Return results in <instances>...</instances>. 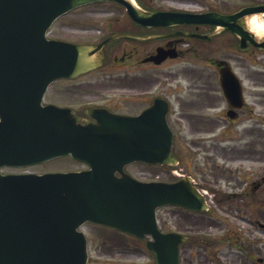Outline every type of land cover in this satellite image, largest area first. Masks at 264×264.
<instances>
[{"label": "water", "instance_id": "water-1", "mask_svg": "<svg viewBox=\"0 0 264 264\" xmlns=\"http://www.w3.org/2000/svg\"><path fill=\"white\" fill-rule=\"evenodd\" d=\"M90 1L0 0V167L28 166L65 155L89 166L81 172L40 176L0 174V264H85L86 241L77 231L85 222L140 238L150 235L153 241L146 245L156 264H178V246L187 239L161 233L155 210L165 205L206 209L189 179L143 183L123 172L132 162L176 163L165 111L158 106L135 118L108 115L97 124L82 126L68 109L40 106L49 82L97 64L94 54L100 46L44 39L55 17ZM108 1L138 13L128 0ZM258 12L264 7L201 17L235 33L237 19ZM187 16L144 13L141 17ZM246 38L264 48V41L256 43L252 33ZM224 88L231 97L228 84Z\"/></svg>", "mask_w": 264, "mask_h": 264}, {"label": "flooded vegetation", "instance_id": "flooded-vegetation-1", "mask_svg": "<svg viewBox=\"0 0 264 264\" xmlns=\"http://www.w3.org/2000/svg\"><path fill=\"white\" fill-rule=\"evenodd\" d=\"M164 1L134 0L136 6L146 13L180 11L178 7L164 5ZM198 3L201 6L195 5L199 7L195 13L214 11L227 15L235 12L231 8H226L228 2L225 0H202ZM214 3H220L222 8H215ZM103 4L111 6L113 11L95 12V9L102 10L99 7ZM257 5H264V0L248 6ZM87 8L94 11L87 12L86 8L74 9L67 13V17L60 22V27L77 35L76 38L65 37V40L78 44H97L110 38L102 47V63L88 73L52 82L44 93L43 103L70 108L73 117L79 123L85 124L97 122V119L89 114L91 110H106L112 114L134 117L158 100L160 106L166 108L167 122L175 123L172 127L174 136L179 138L185 132L194 137L190 142V149L179 141L173 144L178 166L181 171L187 173L182 175L196 176L200 171V174L205 176L202 173L206 170V174L210 175L211 184V187L207 188L217 209L221 208L231 213L229 208L221 206L223 200L228 199L244 200V205H247L248 200L257 202L264 192L263 179L258 177L259 171L262 170L260 169L262 161L259 159L257 149L250 143L243 142L245 139L240 140L239 146L213 144L211 143L213 139H210L216 131L221 135L232 132L235 134L234 139L238 138V135L241 138L249 136L252 143L259 144L262 136L260 126L262 118L258 115L261 113H253L254 108L249 107L244 99H232L229 102L219 82L220 74L232 65L243 76L242 59L238 56L234 57L233 61L234 47L236 53L241 54L238 51V39L230 32L212 25L184 23L183 19H166L160 24L151 22L141 24L125 7L116 3H95ZM102 13H105L104 18L100 15ZM97 22L102 24L99 32H95ZM236 26L243 29L240 22ZM246 51L251 54L257 52L251 44L247 45ZM103 69H110L114 73L109 77L99 78L98 73ZM252 105L261 109L263 107V103L257 100H253ZM248 120L251 124H244ZM182 128H185V131L181 130ZM212 145L215 149L213 152L215 159L221 157L218 150L237 151L239 154L230 159L228 167L222 163L223 167L218 168L215 159L212 162L210 160ZM200 155L210 162L204 163L203 168H192L193 159ZM222 183L226 185L225 190H222ZM194 184L203 186L195 180ZM251 207L252 205H249L250 209ZM255 208L256 215L263 213L262 206L256 205ZM181 211L190 216L198 214L184 209ZM253 219L255 220L252 222L249 220L248 223L256 225L258 220ZM259 230L262 231L244 229L245 236L248 235L250 240L243 236L233 237L237 241V247H241L245 252L241 264H264V259L259 260L253 255L254 249H259L258 245L262 242L256 235ZM162 231L187 235L193 242L201 232L198 229ZM111 232L114 237H110L115 240H104L101 243L102 250L106 247L108 248L106 252L113 254L110 262L117 264L121 256L136 258L143 256L141 253L146 250L145 240L120 232ZM227 232L233 235L232 229ZM129 243L137 245V249L132 248ZM185 245L187 244H182L180 250L184 249ZM91 262L93 261L88 258L87 264Z\"/></svg>", "mask_w": 264, "mask_h": 264}, {"label": "rangeland", "instance_id": "rangeland-1", "mask_svg": "<svg viewBox=\"0 0 264 264\" xmlns=\"http://www.w3.org/2000/svg\"><path fill=\"white\" fill-rule=\"evenodd\" d=\"M202 0H165L163 2L164 5H172V4H181V5H200L198 2ZM207 1V0H205ZM213 1V0H212ZM228 2L226 8L236 9L243 6L246 3L255 2L254 0H225ZM216 7L222 8L220 3L215 4ZM102 10L95 9V12H105V11H113L111 6L107 4L101 5ZM87 12L94 11L89 10L86 8ZM102 13L100 15H103ZM98 15V16H100ZM94 17V16H92ZM97 17V16H96ZM101 17V16H100ZM259 22L258 25L254 26V23ZM249 27L251 30L255 32L258 37H261L264 33L263 26L264 22L261 20L259 16H254L248 20ZM262 24V25H261ZM102 24L97 22L95 25V32H99V27ZM98 30V31H97ZM89 35V33L87 32ZM69 37V38H76L77 35H74L72 32H68L67 29H62L60 27L59 22L51 29L47 31V37ZM242 59V73L243 79L241 80L244 85L245 97L249 107L254 108L253 113L259 112L258 114L260 118H262V136L260 138L259 144L252 143V139L247 136L246 138H241L239 135L238 138H235V134L232 132L227 133V135H221L218 131L215 132L210 139L212 140L211 143H217L218 145H227V144H235L236 146L240 145V140L245 139L243 142H248L251 146L257 149V154L259 159L262 160V156H264V52L257 53L253 55L245 54L240 56L238 53L233 54V61L235 58ZM114 72L110 69H103L99 71L98 77L99 78H106L109 77ZM253 100H257L258 102L261 101L263 103L262 109L258 106L252 105ZM175 124V123H170ZM244 124H251V121H246ZM174 127V126H173ZM181 130L185 131V128ZM194 139L191 135L183 132L179 138H175L178 142L185 144L187 148L190 149V142ZM207 139V138H203ZM233 139V140H232ZM229 148V147H227ZM175 153V148L173 149ZM214 145H212V154H211V162L215 159L213 152H214ZM221 152V157H217L215 159L216 165L218 164V168L223 167L222 165L225 164V167L229 166L230 159L235 157V154H239L237 151H227L218 150ZM218 152V153H219ZM225 157V158H224ZM198 158V159H197ZM193 159V164L191 167L195 169L203 168L204 163H208L210 161L205 160L202 155ZM208 158V157H207ZM223 163V164H222ZM84 165L73 161L70 157H59L49 161L44 162L38 166L29 168V171L35 173H57V172H68L74 170H81L84 169ZM191 168V169H192ZM262 170L259 171L258 177L262 180V188L264 191V164L262 163L261 168ZM178 171L182 174H187L180 170L179 166L173 167H150L142 164H133L125 168V172L132 175L133 177L139 178L141 180H147L151 178H160L164 181H172L175 179L173 176L172 171ZM7 171V170H6ZM11 171V170H9ZM191 172V170H190ZM202 173L205 176L200 174L198 171V175H191L190 176L202 185L198 186L200 189L206 190L211 187L210 184V175L206 174L207 171L203 170ZM218 172V171H217ZM221 182V181H220ZM222 190L226 189V185L222 183ZM228 199L223 200L221 206L225 208H229L231 213L226 212L225 210L217 209V205L213 200L207 199V203L210 208V212H204L200 216L194 215L190 216L187 215L185 212L181 211V209L177 208H169L163 207L157 209L156 218L158 222V226L160 229H198L199 232L197 235L199 238L190 246L185 245V248L180 250L179 255V264H241V259H243L245 253L242 248L237 247V241L233 237L235 236H243L250 240L248 235L245 236L244 229H259L254 224H249L248 221H254L256 218L259 222L264 223V192L263 196L259 197V200L256 201H247V205H244L245 201H241L240 199ZM249 205H252L251 209ZM260 205L263 207V213L256 215L257 211L255 206ZM251 210V211H250ZM238 212V213H237ZM253 213V214H252ZM256 217H255V216ZM247 220V221H246ZM103 227H97L91 225L89 223L84 224L81 227V230L85 232L87 238L89 239L87 245L88 257L91 262L90 264H96L94 262L100 261V264L112 262L109 259H112L113 254L112 252H106L108 248L104 247L102 250L101 243L105 240H115L114 238L110 237L114 234L111 231H105ZM232 229L233 235L229 234L227 230ZM235 233V234H234ZM256 235L262 240V242L258 245L259 249H254V257L264 259V231L259 230ZM205 236L204 239H200ZM234 240L235 242H232ZM132 242V241H129ZM236 244V245H235ZM129 245L135 249H137V245L133 243H129ZM142 257H128V256H121L120 260L117 264H154L153 256L150 252H142ZM98 259V260H97ZM98 263V264H99ZM112 264H116L115 262Z\"/></svg>", "mask_w": 264, "mask_h": 264}, {"label": "bare ground", "instance_id": "bare-ground-1", "mask_svg": "<svg viewBox=\"0 0 264 264\" xmlns=\"http://www.w3.org/2000/svg\"><path fill=\"white\" fill-rule=\"evenodd\" d=\"M258 24H259V22H256V21H255L254 26H256V25H258ZM261 25H262V24H261ZM262 26H263V29H264V25H262ZM261 161H262V163L264 164V156H262V160H261Z\"/></svg>", "mask_w": 264, "mask_h": 264}]
</instances>
